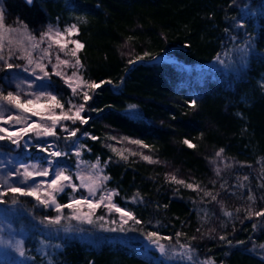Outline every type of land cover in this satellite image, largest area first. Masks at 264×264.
<instances>
[{"label":"trees","instance_id":"16d2710c","mask_svg":"<svg viewBox=\"0 0 264 264\" xmlns=\"http://www.w3.org/2000/svg\"><path fill=\"white\" fill-rule=\"evenodd\" d=\"M1 6L6 26L23 22L36 37L49 25H77L73 36L84 45L78 74L112 83L90 91L82 113L87 124L66 122L78 133L96 135L92 149L107 162L106 186L142 221H130L127 227L136 229L130 234L106 231L94 238L76 230L48 235L37 228L27 242L32 255L24 264H202L209 259L264 264V216L254 214L264 210V0H33L31 5L1 0ZM56 51L54 46L53 62ZM145 52L157 59L129 63ZM8 70L0 62V91L7 86ZM63 70L71 75L76 69ZM50 84L65 100L83 102L60 77L52 75ZM129 105L137 107L130 112ZM0 150L15 151L8 141H0ZM40 155L31 151L23 158ZM68 157L73 162L74 156ZM170 175L203 191L176 184ZM19 201L11 208L38 219L29 203ZM225 210L232 215H224ZM148 231L172 237L162 242L177 251L190 243L193 260L161 257L147 241ZM177 233L182 234L178 239ZM40 236L52 244L46 254L36 252Z\"/></svg>","mask_w":264,"mask_h":264},{"label":"snow or ice","instance_id":"6c2138e0","mask_svg":"<svg viewBox=\"0 0 264 264\" xmlns=\"http://www.w3.org/2000/svg\"><path fill=\"white\" fill-rule=\"evenodd\" d=\"M25 3L31 5L33 0H25ZM79 19L83 18L81 17ZM4 20V8L0 6V62H3L4 67L7 69H13L14 67L22 68L24 72H28L31 76L35 77V80L28 83L29 89L35 86L36 80L48 82L39 85L41 89H47L51 86L52 75L60 77L71 90L72 96L82 97L83 102L74 103L71 98L65 100L58 94L47 90L29 91L25 93L21 84L16 85L17 89H19L16 92L8 91L5 94L3 91H0V141H8L20 147L21 142L25 141V137H29L30 135L37 138L54 137L58 139L59 134L56 131L58 126L68 134L67 139L76 137L80 129H69L67 124L63 122L71 121L75 124L79 121L81 124H87L88 118L82 115V113L85 111L87 102L92 99V95L89 94L90 91L94 92L104 83H112L111 81L97 83L96 81L85 80L83 76L78 74V69L82 67L78 52L84 45L78 40L66 39V37H71L73 33L78 32L77 25L71 24L64 29L49 25L46 31L42 32L39 37H36L28 29L27 24L20 22L19 27H11L6 26ZM241 27H244V25L241 24ZM45 43H47V47H41ZM69 43L74 45V47L69 49ZM54 46L57 49L54 56L55 62H53L52 52ZM241 51L246 52V49H241ZM36 52H39V55H34ZM60 53H64L65 57L70 56L74 58V61L68 58H62ZM14 56L24 60L26 63L24 65H17L10 62ZM145 58L157 59L151 53L145 52L143 55L137 56L136 60H130L129 63H135ZM215 59L221 64L224 63L219 55ZM49 65L52 66L51 73L48 71ZM67 67L76 70L71 75H68L63 70ZM189 103L193 108L197 105L196 99H192ZM66 104L67 108L65 106ZM136 107V105H129V111L132 112ZM33 117L37 119H33ZM84 135H89L93 140L98 139L89 133H84ZM111 139L115 140L117 138L112 137ZM123 139L131 144L145 148L149 147L139 139H131L129 137H124ZM183 142L188 147H195L188 139H185ZM25 146H27V141H25ZM38 147L40 146L38 145ZM84 147V145H79L76 148L75 155L78 161L75 174L69 172L66 167L58 166V158L68 156V152L60 150L52 144L43 147L41 150L47 153L48 157L46 166L20 163L19 167L11 175L13 177H19V184L21 186L9 183L8 180L0 183V204L6 203L4 197L9 194H11V203L13 205L20 202V196L31 197L38 205L43 208H53L57 213L56 216L44 217L41 221L42 224H46L47 226H60L64 220L69 221V223L72 220H76L89 225L99 223L101 228H104L105 216H97L96 210L103 207L108 214L115 213L118 215V220L107 221V223L116 226L104 228L105 231H135L136 229L134 227L125 226L129 225V221H132L134 225H140L142 221L131 210L120 206L114 201L113 197L118 193L116 190H110L106 187V183L110 179L109 176L104 174L106 163L102 165L99 158L95 162L80 159ZM112 150L117 152L122 159H127L123 152H119L115 147H112ZM223 152L224 149L221 148L216 153V157H221ZM132 154L135 155V153ZM143 159L150 163L158 162L150 156H143ZM216 171L219 175L221 170L217 168ZM73 175H75V181ZM168 178L172 182L184 185L194 191H203L199 185L186 183L184 180L178 179L175 175H170ZM247 179L248 177L245 176L244 180ZM67 188L71 189V193L68 194V202L60 203L57 196L64 193ZM81 190L83 192L79 197L73 195L74 193L81 192ZM204 195L211 197L212 201L217 200V196L209 191H205ZM138 196L139 194H137ZM137 197H133L134 202L137 200ZM248 199L254 200V197L249 196ZM64 209H69L70 214L66 216ZM254 214L256 216H264V210L255 212ZM224 215L231 216L232 212L225 210ZM66 230L71 231L72 229L69 227ZM180 235L182 234L177 233V239ZM145 236L149 244L159 252L161 257L169 259L179 257L187 261L193 260L194 249L190 243L180 244V250L177 251L170 244L162 242L164 240L171 242L172 237H162L156 231H148L145 233ZM220 239L224 240L226 237L221 236ZM228 243L231 244V241H228ZM238 243L244 242L239 241ZM16 247L19 256L24 257L25 249L23 248V241H18ZM260 247L264 248V244H261ZM202 264H215V262L209 259L202 262Z\"/></svg>","mask_w":264,"mask_h":264},{"label":"rangeland","instance_id":"374dc122","mask_svg":"<svg viewBox=\"0 0 264 264\" xmlns=\"http://www.w3.org/2000/svg\"><path fill=\"white\" fill-rule=\"evenodd\" d=\"M0 6H1V0H0ZM75 24L69 23L65 26H53L56 28L64 29L65 27ZM19 25H15L14 27H19ZM74 34V33H73ZM66 39H76L73 35L71 37H66ZM81 42V41H80ZM82 43V42H81ZM74 47L72 44H68V48L71 49ZM34 55H39V52L34 53ZM26 62L24 60L15 59V63L17 65H24ZM52 68L50 69L48 67V71L50 72ZM7 86L4 90H2L5 94L8 91L16 92L19 89H17L16 85L21 84V87L24 89L25 93L29 91H39V90H47L52 91L54 94H56L55 90L50 86L47 89H41L39 85L48 83L46 81H35V86L32 89L28 88V83L35 80V77L31 76L30 73L24 72L22 68H13L8 70L7 72ZM71 97H67L69 99ZM67 108V104L65 105ZM14 111V110H13ZM7 114V113H6ZM83 115V114H82ZM33 119H37L36 117H33ZM64 124H68L66 121L63 122ZM8 126V125H5ZM68 126V125H67ZM69 129H75V126H68ZM57 133L59 134V138L54 137H46V138H37L34 136L25 137V141H27V146H25V141L21 142V146L17 147L16 145H13L15 151L13 152H7L4 150H0V183H3L4 180H8L9 183L15 184L17 186H21L19 184V177H13L11 173H13L18 167L20 163L25 164H40L43 166H46V160L48 159L47 153L42 151L41 149L43 147H46L47 145H55L60 150L66 151L69 153L68 156L73 155L74 160L73 162L69 160V157H61L59 159L58 166L66 167L69 172L75 174L77 168V161L78 158L75 155V151L77 146L84 145L85 147L82 149V157L80 159L88 161V162H95L97 158L100 159L101 164L107 165L106 160H104L100 154H97L93 151L92 146V140L89 135H84V133H89L91 136H96L92 132L84 131L81 133H77V136L71 139H67V133L63 131L61 127H57L56 129ZM38 145L40 147H38ZM91 149V151H89ZM127 148L121 147L120 151H126ZM31 151H37V153L41 154L38 159L36 160H25L23 158V155L30 154ZM104 174L107 175L106 167L104 168ZM108 176V175H107ZM51 179V177H49ZM73 179L75 181V175H73ZM78 183V181H76ZM31 183V182H29ZM110 190H115L112 187L106 186ZM83 190L81 192L74 193L73 195L79 197L82 194ZM71 193V189L67 188L65 189V192L62 194H59L57 196V199L60 203H67L68 202V194ZM86 194V193H84ZM11 194L4 197V200L6 203L0 204V264H24V261L31 256V250L27 246V242L29 238L33 237L34 231L40 227L44 229V233L46 234H52L54 233H67L66 229L71 227V232L73 231H81L82 234H84L87 237L94 238L96 236V233H104L106 232L104 228L108 227H115L116 225H111L107 223V221L110 220H118V215L115 213L108 214L104 208L100 207L96 210V215H104L105 216V222H104V228H101L99 226V223H94L92 225H89L87 223H80L76 220H72L70 223L67 220L62 221V224L60 226H47L46 224H42L41 221L46 216H56L57 213L53 208H43L42 206L38 205L35 200L31 197H24L20 196V199L24 202L29 203L32 211L35 213L37 212L39 214L38 219L32 215V213H24L20 211L19 209H13L11 208ZM114 201L115 196L113 197ZM117 203V202H116ZM31 211V212H32ZM64 214L67 216L70 214L69 209H64ZM130 223V221H129ZM127 227V225L125 226ZM77 232V233H78ZM131 231L121 232L128 234ZM130 234V233H129ZM135 235V234H134ZM142 235H139L137 239H140ZM143 239V238H141ZM23 241V248L25 249V256L20 257L17 251V242ZM38 240L41 241V245L36 249L37 253L43 254L48 253V251L51 250L52 244L47 238H42L41 236L38 237Z\"/></svg>","mask_w":264,"mask_h":264}]
</instances>
